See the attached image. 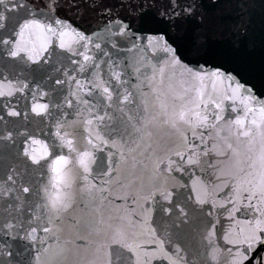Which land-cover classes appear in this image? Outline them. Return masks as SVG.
<instances>
[{
  "label": "snow or ice",
  "instance_id": "6c2138e0",
  "mask_svg": "<svg viewBox=\"0 0 264 264\" xmlns=\"http://www.w3.org/2000/svg\"><path fill=\"white\" fill-rule=\"evenodd\" d=\"M0 264H264V0H0Z\"/></svg>",
  "mask_w": 264,
  "mask_h": 264
},
{
  "label": "water",
  "instance_id": "95a60500",
  "mask_svg": "<svg viewBox=\"0 0 264 264\" xmlns=\"http://www.w3.org/2000/svg\"><path fill=\"white\" fill-rule=\"evenodd\" d=\"M76 177V169L66 170L61 177L55 174L49 177L45 190L42 191L45 202L51 207L52 201L57 202L58 207H62L69 202L70 197L79 192V184L72 182Z\"/></svg>",
  "mask_w": 264,
  "mask_h": 264
}]
</instances>
